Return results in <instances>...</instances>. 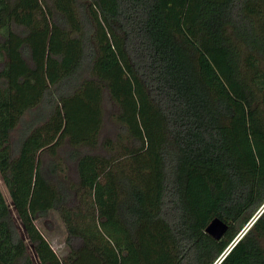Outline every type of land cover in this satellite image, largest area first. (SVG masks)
<instances>
[{
	"label": "trees",
	"instance_id": "trees-1",
	"mask_svg": "<svg viewBox=\"0 0 264 264\" xmlns=\"http://www.w3.org/2000/svg\"><path fill=\"white\" fill-rule=\"evenodd\" d=\"M0 179V264H264V0H0Z\"/></svg>",
	"mask_w": 264,
	"mask_h": 264
},
{
	"label": "rangeland",
	"instance_id": "rangeland-1",
	"mask_svg": "<svg viewBox=\"0 0 264 264\" xmlns=\"http://www.w3.org/2000/svg\"><path fill=\"white\" fill-rule=\"evenodd\" d=\"M114 110L113 105L107 103L104 112V125L100 137L114 136V125L111 119V113ZM68 149L67 144H63L61 150L57 154V160L60 162V167L58 169V177L66 181H74L76 172L75 164L65 158L64 153ZM47 161H50V156H46ZM0 188L7 201H9L8 193L4 184L0 179ZM257 216V215H256ZM254 221V218L247 223L246 228ZM35 225L41 230L45 238L50 242L53 249L56 250V254L59 257H63L67 252V246L65 244V229L62 222L60 221L57 213L50 211L45 218L35 220Z\"/></svg>",
	"mask_w": 264,
	"mask_h": 264
},
{
	"label": "water",
	"instance_id": "water-1",
	"mask_svg": "<svg viewBox=\"0 0 264 264\" xmlns=\"http://www.w3.org/2000/svg\"><path fill=\"white\" fill-rule=\"evenodd\" d=\"M263 209H264V205L261 207L260 211H262ZM256 217L257 216H255L254 219ZM225 229H226V224L218 218H213L205 227L206 233H208L209 235H211L213 238L216 239H218L223 234Z\"/></svg>",
	"mask_w": 264,
	"mask_h": 264
}]
</instances>
